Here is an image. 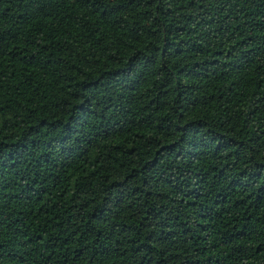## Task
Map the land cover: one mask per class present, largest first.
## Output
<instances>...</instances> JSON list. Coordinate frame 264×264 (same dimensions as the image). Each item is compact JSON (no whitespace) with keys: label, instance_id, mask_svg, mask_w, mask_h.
Returning <instances> with one entry per match:
<instances>
[{"label":"trees","instance_id":"trees-1","mask_svg":"<svg viewBox=\"0 0 264 264\" xmlns=\"http://www.w3.org/2000/svg\"><path fill=\"white\" fill-rule=\"evenodd\" d=\"M0 264H264V0H0Z\"/></svg>","mask_w":264,"mask_h":264}]
</instances>
